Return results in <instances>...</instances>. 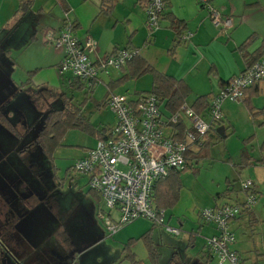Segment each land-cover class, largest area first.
Masks as SVG:
<instances>
[{
    "label": "rangeland",
    "instance_id": "rangeland-1",
    "mask_svg": "<svg viewBox=\"0 0 264 264\" xmlns=\"http://www.w3.org/2000/svg\"><path fill=\"white\" fill-rule=\"evenodd\" d=\"M257 6L258 4L248 7ZM254 15L259 19H263L264 11L261 10ZM219 27L224 29L223 26ZM28 34L24 33L22 29L16 28L11 32L7 29L0 31V58L4 56L5 52L12 63L11 69L8 72L12 82L15 87L22 88L24 91L32 94L31 100L36 111L43 113L50 108H58L63 103L70 102L79 107L82 104V117L96 130H99L103 126L115 124L117 118L110 107L98 105V98L91 96L82 87H76L66 82L67 74L63 76L58 75V70L55 66L43 69L39 68L37 71L29 73V71L19 65L18 61L24 63V65H31L34 62L33 60L39 62L42 60V48L39 44L41 36L39 37L38 35L35 44L25 46L26 42L24 41ZM253 35L255 36L249 46L254 45L258 41V35ZM245 38H247V35ZM91 39L96 43L95 39ZM186 42L188 41H182V46L180 47H187ZM48 43L53 46L51 42L47 41ZM263 43V41H259L258 46ZM41 44L44 45L43 42ZM232 48L233 46L230 43L226 50L230 62L232 63L233 60L241 61L238 53L233 51ZM205 50L207 51V55L209 53L212 57L216 55L220 60H226L225 57L218 53V49L214 48V46H207ZM182 51L184 53L182 54L183 56L173 59L170 64V68L176 70L175 74L178 78L182 76L181 74L185 75L191 63L193 64L192 56L194 53H186L184 49ZM200 53L204 55L201 51L197 55ZM104 56H100L99 58H103ZM157 56L158 59L162 58V54H158ZM262 57L264 58V54ZM90 59L92 58L90 57ZM231 63L229 67L234 68L235 64ZM160 66H163V64L161 63ZM35 69L37 68L31 70ZM110 69L114 68L108 67L106 70L100 72L92 87L97 84L100 74L106 73ZM205 71V75H197L195 78L192 77L193 73L186 75L185 80L192 87L186 98L188 103L200 92L207 93L211 89L213 93L216 92L217 82L211 78L209 71ZM151 86L152 76L150 73H145L134 78L128 77L125 81H118L114 87V94L125 95L127 92L124 90L128 89L130 93L134 92L133 94L139 95L149 91ZM92 87L87 88L86 85L87 90H90L89 88ZM98 95L100 93L95 96ZM249 102L252 106L251 109H249L245 100H223L221 103L223 117L220 126L224 127V136H220L216 132L217 126L212 127L209 132L208 144L201 151L197 165L194 164V159L186 161L187 168L181 176L178 200L174 205L167 207L163 211L164 223L169 225L166 219L170 217L169 226L179 227V229L181 227L179 226L177 217L178 214H183V225L180 233L177 235L171 234L165 230L164 226L154 224L161 228H153V237L159 253L158 264H233L230 260L220 261L215 255L204 258L203 255L207 250L204 246V236L200 233L195 235V239L191 241L190 246L186 245V243L188 234L192 231V228L194 231H197L200 222H197L196 214L201 205L208 204L212 198L216 199L215 193L224 192L227 187L231 188L227 192L229 194L227 195L228 199L230 196L231 200H235L237 196H243L244 198L245 193L240 190V182L246 179L254 181L256 188L260 192L252 205L254 206L255 213L249 217L255 219L256 222L254 225L249 224L247 217H241L237 221L231 219L228 222V226L229 230L233 232L235 240L230 244V248H237L241 252V256L246 258L245 262L248 264H264V88L252 94ZM63 131L60 145H57L49 153L51 162L55 167L56 178L61 183L60 188L62 191H65V196L61 201L64 200L69 205L72 199L69 198L70 196L67 193L68 191H74L77 196L75 203L77 200V202L81 203L78 209L79 212H83V215L86 214L88 218H91L90 220L100 227L102 237L104 238L103 243H96L94 240H82L84 247L81 250L82 254L79 264H99L104 260V264H131L129 259L124 258L126 251L124 252L123 250V243L128 241L130 234H138L146 225L148 227L149 223L151 226L152 221L146 217H139L123 225L112 235L106 231V227L103 226L102 221L97 217V205L93 198L94 192L87 185L86 175L74 170L72 166L86 148L94 145V136L84 127H67ZM250 156L254 163L260 159L263 160V164L257 163L258 166L247 164ZM90 202H92V206ZM99 206H103L100 200ZM113 215L116 216V213H113ZM197 215H199V212ZM210 225L214 229L216 228L215 225ZM161 234L163 241L167 240L171 244L167 242L160 243ZM133 248L136 258H144L142 259L144 261L148 258V251L143 239L136 241ZM205 260H207V263H205ZM147 261L149 263L148 259Z\"/></svg>",
    "mask_w": 264,
    "mask_h": 264
},
{
    "label": "built area",
    "instance_id": "built-area-1",
    "mask_svg": "<svg viewBox=\"0 0 264 264\" xmlns=\"http://www.w3.org/2000/svg\"><path fill=\"white\" fill-rule=\"evenodd\" d=\"M196 2L199 7L206 9L215 26H231V19L222 16L209 0ZM164 6L163 0L144 1L146 26L151 32L159 28ZM189 36V32H183L180 39L186 40ZM46 39L63 49L59 72L82 81L87 87L93 86L100 72L108 67L121 69L137 53L136 49L121 47L103 58L92 60L88 51L96 43L90 37L81 42L75 35L72 22L68 21H64L56 33H49ZM262 79L264 59L223 83L210 98L204 114L186 103L178 111L165 114L158 99L151 93L135 97L110 93L105 104L113 110L116 123L106 128L96 144L72 165L74 170L86 175L89 189L101 201L103 206L98 207L97 217L106 231L112 235L123 225L146 217L153 224L164 226L167 232L179 234V228L164 223L163 210L156 211L152 207L154 183L170 170L182 169L189 151L203 145L212 127H219L218 123L223 117V100H242L245 89ZM240 190L245 193L242 202L227 201L199 210L201 220L215 225L217 231L205 238L207 251L220 261L230 260L233 264L245 263L230 248L235 237L229 230L228 222L251 208L258 198L250 179L240 182Z\"/></svg>",
    "mask_w": 264,
    "mask_h": 264
},
{
    "label": "crops",
    "instance_id": "crops-1",
    "mask_svg": "<svg viewBox=\"0 0 264 264\" xmlns=\"http://www.w3.org/2000/svg\"><path fill=\"white\" fill-rule=\"evenodd\" d=\"M144 1L145 0H115L111 12L109 14H105L101 11V0H61V2L67 6V12L62 10L58 0H0V31L7 29L11 32L16 28L22 29L24 33H29L24 41L26 42L25 46L35 44V42H37L38 35L39 37L41 36L39 44L42 48V60L40 62L33 60L34 62L31 65H24V63L18 61L19 65L27 71H31V69L34 68L43 69L54 66L58 70L59 62L63 57V49L58 46H51L49 43L47 44L46 37L49 33H56L59 31V29L63 26L64 21L73 22L77 25L74 28V32L81 42H83L86 37L95 39L96 46L88 51V55L92 59H97L100 56L110 54L116 48H133L137 50L139 58H142L156 70L178 78L175 74L176 70L170 68V64L173 59L183 56L182 54L184 53L182 50L184 49V52L186 53H194L192 56L193 64L191 63L190 67L186 70L185 75L181 74L182 76H179L180 79H183L187 83L190 91L192 90V87L185 80L187 77L186 75L193 73L192 77L195 78L197 75H205V70L209 71L211 78L217 82V91L220 87L218 81L228 80L244 70L246 62L250 60V53L257 48L259 41L264 42V18L259 19L256 15H254L261 10L264 11V0H209L212 6L218 10L222 16L229 17L231 19V26L224 29L215 26L211 22L206 9L199 7L196 0H165L166 4L164 14L170 13L174 17L182 20L185 24L183 32L190 33L188 39H180L181 43L176 46L172 52H170L169 49L173 46L175 34L168 27V20L165 18L160 19L159 28L151 33L148 29H146V14L143 9ZM256 4H258L257 7H248L250 5L255 6ZM249 34L258 35V41L254 45L248 46L243 52H241L237 49V47L246 39H244L246 35L247 38L250 36ZM182 41H188L186 42L187 47H180L182 46ZM42 42L44 45L41 44ZM230 43L231 46H233V51L237 52L241 58V61H232V63L235 64L234 68L229 67L231 62L226 51ZM207 46H214V48L218 49V53L225 57L226 60L222 61L216 55L212 57L209 53L207 55V51L205 50ZM199 51H201L204 55H201V53L197 55ZM158 54H162L161 59H158ZM231 54L233 53L231 52ZM261 59L264 58L261 56L259 60ZM161 63L163 66H160ZM128 73V64L119 70L110 69L106 73L104 72L100 74L97 84L94 87L89 88L90 90H87L88 87L86 88V85L82 81L78 80V82L76 81L77 83H70L74 80V78H71L69 75L66 76V82L76 87H82L89 94H91V96L98 98V102L102 103L101 106H106L105 99L108 93V83L118 81L120 76L128 75ZM58 75L63 76L66 74L60 73L58 70ZM116 85L117 82L114 86H112L110 93H115L114 87ZM255 86V88L253 87L249 90L255 89L258 92L261 88L263 89L264 79L257 82ZM124 91L127 92L125 95L129 96L135 97L142 95H136V93L133 94L134 92L130 93L128 89H125ZM212 91L213 90L211 89V91L207 93L200 92V94L195 96L196 98L199 95H207V104L203 110L199 111V113L204 114L206 112L210 98L216 93H213ZM99 93L100 95L95 96ZM194 99L190 103L186 100V104L190 105ZM80 105V115H82V104ZM160 106L165 114H169L167 110L162 107V105ZM111 126H103L99 130L106 129ZM209 132L202 146L193 147L189 151L187 160H192L193 154L197 153L204 147L205 144L208 143ZM93 136L95 139V145L98 136L97 134ZM91 147L86 148V150L84 149L85 151L77 159L84 156L86 151ZM197 160L198 159H194L195 165H197ZM262 162L263 160L259 159L256 163H254L251 156L247 160V164H253L255 166L263 164ZM252 182L254 190L259 196L260 192L256 188L254 181ZM230 189L231 188L227 187L224 192H216V199L212 198L211 202L208 204H202L198 210L204 207L218 206L227 201L242 202L244 200L243 196H237L235 200H231L230 196L228 199L227 195L229 194L227 192L230 191ZM93 198L98 209V196L93 193ZM90 205L92 206V202H90ZM254 213L255 209L254 206H252L251 208L242 211L234 218V221L239 220L241 217H247L248 223L254 225L256 222L255 219L249 218ZM197 214L196 220L200 223L197 227V231H194L192 228V231L190 232L192 235H190V233L188 234L186 245L189 241L194 240L195 235H198L199 233L204 236L203 239L205 240V237H210L217 232L212 225L203 222L201 219L199 220V215ZM182 216L183 214H178L177 217L181 228L183 225ZM169 218L170 217H168L166 221L170 225L171 219ZM154 227L157 226L153 223H151L150 226L149 223L148 227L146 225L138 232V234H130V236H128L130 237L128 240L137 239L143 233L149 231V240L155 244L153 237ZM102 228L104 229V227ZM157 228H160V226ZM83 231L85 237L90 236L88 240H94L96 243H103L102 241H104V238L102 237V231L96 223H94L93 226H91L89 222L87 225L84 223ZM136 241L129 248V250L133 253H135L133 245H135ZM127 242L123 243V246ZM163 242L171 244L167 240L163 241L161 234L160 243ZM231 249L234 250L238 256L240 255V259L243 260L245 264H248L245 262L246 258L241 256V252L237 248L232 247ZM206 256H211L208 251L203 255L204 258H206ZM136 259L141 260L144 264H149L147 261L148 258L145 261L142 260L144 258ZM205 263H207V260H205Z\"/></svg>",
    "mask_w": 264,
    "mask_h": 264
},
{
    "label": "flooded vegetation",
    "instance_id": "flooded-vegetation-1",
    "mask_svg": "<svg viewBox=\"0 0 264 264\" xmlns=\"http://www.w3.org/2000/svg\"><path fill=\"white\" fill-rule=\"evenodd\" d=\"M10 69L2 56L0 264H79L82 240L90 238L84 236V223L94 222L79 212L81 203H75L74 191L67 193L72 199L69 205L61 201L65 191L38 142L54 108L38 113L32 94L15 87Z\"/></svg>",
    "mask_w": 264,
    "mask_h": 264
},
{
    "label": "trees",
    "instance_id": "trees-1",
    "mask_svg": "<svg viewBox=\"0 0 264 264\" xmlns=\"http://www.w3.org/2000/svg\"><path fill=\"white\" fill-rule=\"evenodd\" d=\"M58 2L62 10L64 12H67V6L64 3H62L61 0H58ZM114 2L115 0H101V4H100L101 11L105 14H109L113 9ZM163 3L165 5L166 1L163 0ZM162 18L168 20V27L175 34L173 46L169 49V51L172 52L175 49V47L181 43V40L179 39L181 34L183 33V30L185 29V24L182 20L174 17L170 13L164 14V11L160 19ZM72 25L74 28L77 26L73 22ZM254 36L255 35H250L248 38H246L237 47V49L243 52L244 49H246L250 45V42L252 41ZM263 54H264V43L250 53V60L246 62V66L244 69H246L256 61H258ZM3 55L4 58L7 60V62L12 64L9 58L6 56L5 52ZM138 56H139L138 53H136L127 62L129 67V73L128 75L121 76L118 79V81H125V79H127L128 77L134 78L141 76L145 73H150L152 76V86L149 91H146L143 94L151 93L155 95V97L158 99L159 104L162 105V107L166 109L168 113H174L178 111L180 107L186 103V98L190 92V88L187 85V83L183 79L175 78L171 75L156 70ZM37 70L38 69L31 70L29 71V73H33L34 71ZM228 80H219L218 83L220 86H222L223 83L227 82ZM76 81L78 82L77 79H74L72 80L71 83H77ZM118 81L108 83L107 86L108 93L106 97L111 92L112 86H114L116 82L118 83ZM255 85L250 86V88L248 87L244 91L245 97L242 100H245L249 109L252 108L249 102V98L252 94H255L257 92V90L255 89L254 90H249V89L253 87L255 88L256 87ZM206 99H207V95L205 94L199 95L194 99V101L189 106L192 107L195 111L199 112L205 108L207 104ZM69 103H65V104L63 103L61 107L54 108L48 113L45 130L40 135V140L38 141L48 157H50L49 153L55 147H57V145H60V140L64 132L63 131L64 128L84 127L85 129L90 131L92 135L97 134L98 138L102 137L103 133L106 130V129H101L98 131L94 129V127L90 123H88L82 117V115H80V107ZM101 104L102 103L98 102V105ZM218 125L220 126V122L218 123ZM205 146L206 144L204 145V147ZM203 148L200 149L197 153L193 154V159H199L200 153L203 150ZM186 168H187V164L182 169L170 170L166 176L159 178L154 183L151 192V202H152V207L156 211H160V210L164 211L167 207L172 206L176 203L179 197V193H178L179 187L181 186V175L185 172ZM190 235H192V233H190ZM138 239H143V241H145V246L148 251L149 264H158L159 253L156 249L155 244L149 240V231H146L137 239L128 240V242L123 247L124 252L126 251L124 258L129 259L131 264H144L141 260H137L135 258L134 253L129 250L130 246ZM190 243L191 241H189L188 243L189 246Z\"/></svg>",
    "mask_w": 264,
    "mask_h": 264
},
{
    "label": "water",
    "instance_id": "water-1",
    "mask_svg": "<svg viewBox=\"0 0 264 264\" xmlns=\"http://www.w3.org/2000/svg\"><path fill=\"white\" fill-rule=\"evenodd\" d=\"M216 132L220 135V136H224V127L223 126H219L216 128Z\"/></svg>",
    "mask_w": 264,
    "mask_h": 264
}]
</instances>
